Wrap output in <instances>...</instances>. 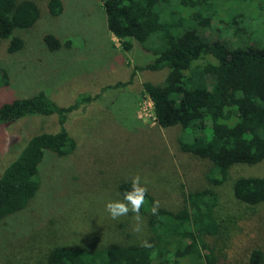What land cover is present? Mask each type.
I'll use <instances>...</instances> for the list:
<instances>
[{
	"label": "rangeland",
	"instance_id": "rangeland-1",
	"mask_svg": "<svg viewBox=\"0 0 264 264\" xmlns=\"http://www.w3.org/2000/svg\"><path fill=\"white\" fill-rule=\"evenodd\" d=\"M34 1L41 15L30 30L21 32L25 47L9 53L8 40L0 44V73L5 69L9 75V84L0 87V103L44 90L58 105L67 106L83 92L99 93L107 85L128 80L135 66L155 57L134 39L133 49L123 51L107 27L102 0H62L59 16L47 11L46 1ZM222 2L210 10L216 15L211 26H198L201 37L231 48L264 47V0ZM193 11L182 10L185 28L197 27L189 18ZM46 33L71 44L51 51L43 39ZM167 73V68L138 71L133 84L106 89L100 99L69 115L66 127L77 148L64 157L50 153L32 207L0 224V264H34L57 243L139 241L131 232V212L113 220L105 211L106 201L121 198L118 185L136 173L147 178V188L160 206L174 210L184 202L183 191L208 185L211 161L181 148V127L164 128L150 115L140 114L142 82L162 83ZM146 112L153 114V109L149 106ZM55 119L56 114L37 115L0 125V176L32 135L59 129ZM187 132L185 139H192ZM241 175L264 176V161L235 165L229 181L218 187L222 234L214 243L221 249L223 264H250L253 249L264 252V203L250 208L236 200L232 182ZM123 223L125 227L120 226ZM145 237L147 228L140 239Z\"/></svg>",
	"mask_w": 264,
	"mask_h": 264
},
{
	"label": "trees",
	"instance_id": "trees-1",
	"mask_svg": "<svg viewBox=\"0 0 264 264\" xmlns=\"http://www.w3.org/2000/svg\"><path fill=\"white\" fill-rule=\"evenodd\" d=\"M44 1L51 15L63 13L62 0ZM217 3L225 2L102 0L107 27L123 51L133 49L134 39L154 54L153 60L135 66L128 80L107 85L99 93L83 92L67 106L58 105L44 90L0 103V125L53 114L59 123L55 132L32 135L5 167L0 176V224L32 207L42 185V166L50 155L75 152L77 141L66 127L69 115L100 99L106 89L133 84L138 71L168 69L164 82H142L141 93L151 98L158 125L181 127L184 151L211 161L208 185L183 191L184 202L176 210L159 206V214L151 215L148 209L156 199L148 190L141 214L147 218L151 248L140 247L139 241L93 246L57 243L34 264H223L221 249L214 243L222 234L218 187L229 181L235 165L264 161V47L231 48L219 40H204L198 26H211L216 15L210 10ZM185 9L194 10L189 18L197 27H184ZM40 15L34 0H0V44L8 40L9 53L22 50L26 43L21 32L30 30ZM43 39L51 51L71 44L53 33ZM196 60L201 61L193 66ZM0 74V87H6L8 72L2 69ZM185 132L193 138L185 139ZM129 186V180L122 181L118 190L122 193ZM232 191L239 203L256 208L264 203V176L241 175L233 180ZM249 260L261 264L262 248L253 249Z\"/></svg>",
	"mask_w": 264,
	"mask_h": 264
},
{
	"label": "clouds",
	"instance_id": "clouds-1",
	"mask_svg": "<svg viewBox=\"0 0 264 264\" xmlns=\"http://www.w3.org/2000/svg\"><path fill=\"white\" fill-rule=\"evenodd\" d=\"M128 180L130 186L122 193L117 194L121 198L106 201L105 211L113 220L126 217L131 212V219L133 221L131 226L132 234L139 240L140 247L151 248L153 245L146 237L140 239L141 236H144L147 227V222L141 215V209L144 208L147 203V184L149 181L146 177H141L139 173L130 176ZM159 206V201L154 200L148 209L149 213L153 216H157L159 214Z\"/></svg>",
	"mask_w": 264,
	"mask_h": 264
},
{
	"label": "built area",
	"instance_id": "built-area-1",
	"mask_svg": "<svg viewBox=\"0 0 264 264\" xmlns=\"http://www.w3.org/2000/svg\"><path fill=\"white\" fill-rule=\"evenodd\" d=\"M143 105L141 104V108H140V114L141 115H150L154 121H156V116H155V112H154V104L151 100V98L149 97V95H145L143 98ZM151 107L153 109V114H149L146 112L147 107Z\"/></svg>",
	"mask_w": 264,
	"mask_h": 264
}]
</instances>
